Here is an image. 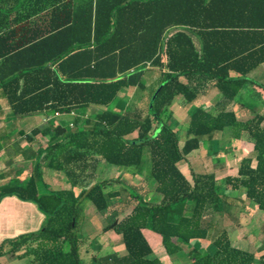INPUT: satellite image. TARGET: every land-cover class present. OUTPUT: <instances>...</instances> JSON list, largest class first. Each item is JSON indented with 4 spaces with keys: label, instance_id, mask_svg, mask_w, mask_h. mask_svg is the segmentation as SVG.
<instances>
[{
    "label": "trees",
    "instance_id": "1",
    "mask_svg": "<svg viewBox=\"0 0 264 264\" xmlns=\"http://www.w3.org/2000/svg\"><path fill=\"white\" fill-rule=\"evenodd\" d=\"M263 65L264 0H0L2 106L15 119L71 117L65 125L53 118L26 135L30 142L47 137L48 144L26 182L0 187V202L15 196L45 216L37 233L0 243V264L6 256L85 264L86 240L77 234L84 201L112 213L117 225L102 234L116 232L125 249L97 253L91 264H165L154 255L147 229L161 237L170 258L195 240H209L208 252L188 249L192 264H264V245L257 260L235 246L218 221L236 201L232 192L241 190L264 212V114L241 121L226 109ZM211 86L224 106L208 112L198 105L187 114L182 143L170 108L178 97L188 106L200 102ZM114 102L116 109H108ZM226 129L236 140L248 137L252 156L221 185L214 173L188 175L187 157ZM146 146L161 200L130 194L136 203L118 220L125 199L109 186L123 180L99 181V165L140 167ZM42 168L62 173L71 188L42 193Z\"/></svg>",
    "mask_w": 264,
    "mask_h": 264
},
{
    "label": "rangeland",
    "instance_id": "2",
    "mask_svg": "<svg viewBox=\"0 0 264 264\" xmlns=\"http://www.w3.org/2000/svg\"><path fill=\"white\" fill-rule=\"evenodd\" d=\"M259 71L260 70L253 73L251 77L255 78ZM128 92H130V90L122 92L121 97H124L125 94H128ZM242 96L246 98L248 104L250 103L253 106V109L248 110L247 115L249 117H252L256 113H261L258 105L264 106V90L259 88L252 90L248 89L247 91H244L242 93ZM175 102L176 104H181L180 107L182 109V117L177 116V118H174L173 116L174 119L172 123L174 124V126L179 128V137L181 142L183 143L186 139V131L188 127L187 114L194 111V109L198 107V105H201V103L197 102L191 106H188L182 97L177 98ZM0 103H3L1 99ZM116 103L117 102L111 104L108 109L115 110ZM235 104L236 102L234 101L233 103L229 104L226 109L234 111V108L236 107ZM170 110L172 111V108H170ZM245 117L247 116L242 115L241 119H245ZM64 119L66 120V123L71 120V118L68 116H65ZM216 139L218 140V154H212V149H210V142L212 141L207 140L203 141L201 150L194 152L193 154L203 152L204 157H206V154L210 153V157L208 158L215 161V163L218 160L225 162V158L227 159V157H225V152L223 150L232 152L234 151V148L230 147V145L238 143L232 136V129H226L224 132L218 133L216 135ZM246 149L250 150V146L246 145ZM213 151L215 150L213 149ZM246 152L248 151L246 150ZM246 152L243 151V155H246ZM192 155L188 156L187 158L191 160ZM234 155H237L238 158H236L235 162L230 164L231 168L226 172L220 170L222 169L220 165H212L210 159H207V157L204 161H196L194 163H191L192 167H194L193 171H196V173H200L217 168L218 176L221 177L225 173L233 172L237 168L239 162L237 159L240 158V150L238 151V153L235 152ZM248 156L246 155V157ZM188 167L189 166L185 165L183 166V169L189 175L190 172ZM151 170L152 157L150 148L148 146H146L143 150V159L140 167L120 168L117 166L109 165L107 163H101L99 165V169L97 172L99 181L117 178L123 180V182H121L120 184L114 183L109 186V190H122V196L125 199V201L121 205L125 210H123V212L119 214L118 220L122 219L127 213H129L132 207L135 205L136 200L134 198H131V195L142 196L149 202H160L161 196L154 191L155 184L151 178ZM50 174H52V171H50ZM53 174L54 176L59 175L61 178L58 179V182H53V178L45 174L44 181L46 184L42 183L40 185L41 191L44 192L46 190V185H48V187L52 189H59L63 182L67 184V181L63 177L62 173L53 171ZM222 179L223 178H218L220 185L222 184ZM231 197H233L236 201L232 202L231 205H228L226 212L222 216L218 217L219 224L229 231L231 239L235 246L256 253V257L258 260L259 257L263 254V252H259V248L264 245V212L260 211L255 204L246 200L243 190L232 192ZM82 208L83 213L79 222L77 234L82 241L86 240L84 241L85 243L81 245L80 251L84 263L91 264L92 257L97 253H99L100 256L111 254L116 251L123 254L125 249L120 235H118L114 231L102 234V231L106 226H114L117 223V220L113 221L112 213H110L109 211L104 214H98L94 205L89 201H84L82 203ZM146 237L149 239L152 246H154L155 242L151 237L160 239V236L158 234L149 229L146 230ZM98 245H103L100 251H97ZM210 245L211 242H209V240H195L190 245L184 246V251L174 257L170 258L165 254V257L169 260L164 258V262H167L166 260H168L169 264H192V261L188 256V249L197 248L208 252ZM161 247L164 248L162 244ZM155 249L157 250V248ZM7 257L8 256L1 258V261L7 263ZM10 258H12L10 259L13 262L12 264H30L29 258L19 259L17 257L13 258V256H10ZM7 264H11V262ZM256 264H258V261Z\"/></svg>",
    "mask_w": 264,
    "mask_h": 264
},
{
    "label": "crops",
    "instance_id": "3",
    "mask_svg": "<svg viewBox=\"0 0 264 264\" xmlns=\"http://www.w3.org/2000/svg\"><path fill=\"white\" fill-rule=\"evenodd\" d=\"M258 70L260 71L257 74V76L255 78L251 77L253 73H255ZM256 71H254L249 76L250 79L249 82L245 85L242 92L238 95V97L235 100L236 107L234 108V112L236 113L237 118L241 121H246L254 116L253 115L252 117L251 116L249 117L247 115L248 110L253 109V106L250 103L248 104L246 98L242 96V93L244 91H247L248 89L252 90L259 88L264 90V65L261 66ZM175 101L171 108L174 118H177V116L180 117L182 115V109L180 107L181 104L180 105L179 103L176 104ZM200 103L201 106L208 112H213L217 110L219 107L224 106L221 95L219 94L218 90L212 86L209 87L207 91L203 94ZM258 108L259 110H261V114H264V106L258 105ZM94 110L95 108H92L88 110V112H92ZM240 114L245 115L247 117H245V119H241L242 115ZM44 117L45 115H36V116H29L20 119H15L11 116L10 110L4 108L2 106V103H0V187L17 181L26 182V180L30 177L33 167L37 164L39 160L38 155L42 149L46 148L49 139L47 137L39 136L34 141L30 142L27 140L25 136L28 135L34 128L42 125ZM64 117L65 116H60L59 118H56V120L59 123L65 125L67 123ZM70 121L71 120H69L68 123ZM175 128L176 130H179L178 127L175 126ZM235 141H237L238 144L230 145V147L234 148V151L225 153V157H227V159L225 158L226 160L225 162L218 160L215 163V161L208 158L210 157V153L206 154L207 159H210L212 165H216V166L220 165L222 168L220 170L226 172L231 168L230 164L235 162L236 158H238V156L234 155V153L235 152L238 153V151L240 150V158L237 159L239 162L237 168L233 172L225 173L221 177L218 176L217 168L200 173H214L219 179L224 178L228 175H235L239 169L241 160L245 158L246 155L252 156L253 153V143L248 139L246 135H243V137L240 140L235 139ZM210 143H211L210 149H212V154L213 153L218 154L219 152L217 146L218 140L215 139ZM246 145L250 146V150L246 149ZM213 149L215 151H213ZM200 150L201 149L196 150L194 152ZM246 150L248 152H246ZM243 151L246 152L245 153L246 155H243L242 153ZM194 152H192L189 156H191ZM206 157H204L203 152H200L193 154L191 160L187 158L185 165L189 166L188 167L189 172L194 169L191 163H194L196 161H204ZM42 171H43V176L45 174L49 175L51 178H53V182H58V179L61 178L59 175L54 176L53 170H50L48 168H42ZM50 171H52V174H50ZM194 172L196 173V171ZM45 187L46 190L44 192L41 191L42 193H47L48 185H46ZM70 188L71 187L68 183L65 184V182H63V184L59 189H53V190H69ZM44 220H45V216L39 211L36 204L28 201H22L15 196L5 197L0 202V243H2L7 239H15L22 235L37 233L41 229ZM144 235L146 237V230H144ZM151 238H153L155 242L154 246L151 245L148 238L147 240L149 241L154 251V255L161 258L164 261V258H166L165 257L166 253L164 248L161 247L162 244L161 237L160 239H156L155 237H151ZM155 248H157L158 251ZM10 259L12 258L8 256L7 263L11 262L12 264L13 262ZM168 260H166L167 262L164 263L169 264ZM2 263L7 264L4 262Z\"/></svg>",
    "mask_w": 264,
    "mask_h": 264
},
{
    "label": "built area",
    "instance_id": "4",
    "mask_svg": "<svg viewBox=\"0 0 264 264\" xmlns=\"http://www.w3.org/2000/svg\"><path fill=\"white\" fill-rule=\"evenodd\" d=\"M60 116H63L61 113H55V114H53V115H51V116H47V115H45V117H44V119H43V123H47V122H49L51 119H53V118H59ZM71 116H73V117H75V116H77V113L76 112H72L71 113ZM71 126H73L72 124H71Z\"/></svg>",
    "mask_w": 264,
    "mask_h": 264
},
{
    "label": "water",
    "instance_id": "5",
    "mask_svg": "<svg viewBox=\"0 0 264 264\" xmlns=\"http://www.w3.org/2000/svg\"><path fill=\"white\" fill-rule=\"evenodd\" d=\"M161 88H162V87H160V88L157 90L156 94H155L154 97H153V100L156 98V96H157V94L160 92ZM160 130H161V126H160V128L157 130V132L155 133V136L158 134V132H159ZM115 225H117V223H116ZM115 225H114V226H115Z\"/></svg>",
    "mask_w": 264,
    "mask_h": 264
}]
</instances>
